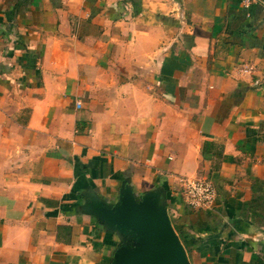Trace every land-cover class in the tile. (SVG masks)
Here are the masks:
<instances>
[{
    "label": "crops",
    "instance_id": "0c3cea01",
    "mask_svg": "<svg viewBox=\"0 0 264 264\" xmlns=\"http://www.w3.org/2000/svg\"><path fill=\"white\" fill-rule=\"evenodd\" d=\"M125 184L191 264H264V0H0V264H111Z\"/></svg>",
    "mask_w": 264,
    "mask_h": 264
},
{
    "label": "water",
    "instance_id": "95a60500",
    "mask_svg": "<svg viewBox=\"0 0 264 264\" xmlns=\"http://www.w3.org/2000/svg\"><path fill=\"white\" fill-rule=\"evenodd\" d=\"M90 212L124 242L111 264H191L160 190L138 198L125 184L116 204L92 198Z\"/></svg>",
    "mask_w": 264,
    "mask_h": 264
},
{
    "label": "built area",
    "instance_id": "2783aa9c",
    "mask_svg": "<svg viewBox=\"0 0 264 264\" xmlns=\"http://www.w3.org/2000/svg\"><path fill=\"white\" fill-rule=\"evenodd\" d=\"M80 107L81 103H77ZM182 197L187 206L197 209H211L218 196L213 182L202 177H182L180 179Z\"/></svg>",
    "mask_w": 264,
    "mask_h": 264
},
{
    "label": "trees",
    "instance_id": "16d2710c",
    "mask_svg": "<svg viewBox=\"0 0 264 264\" xmlns=\"http://www.w3.org/2000/svg\"><path fill=\"white\" fill-rule=\"evenodd\" d=\"M182 241H183L184 245L186 246V241L184 239H182Z\"/></svg>",
    "mask_w": 264,
    "mask_h": 264
}]
</instances>
